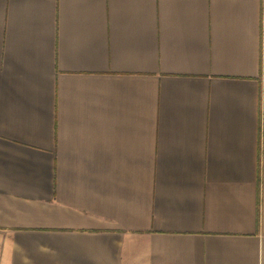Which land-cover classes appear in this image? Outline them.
<instances>
[{"label": "crops", "instance_id": "obj_1", "mask_svg": "<svg viewBox=\"0 0 264 264\" xmlns=\"http://www.w3.org/2000/svg\"><path fill=\"white\" fill-rule=\"evenodd\" d=\"M0 264H264V0H0Z\"/></svg>", "mask_w": 264, "mask_h": 264}]
</instances>
